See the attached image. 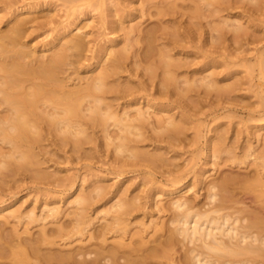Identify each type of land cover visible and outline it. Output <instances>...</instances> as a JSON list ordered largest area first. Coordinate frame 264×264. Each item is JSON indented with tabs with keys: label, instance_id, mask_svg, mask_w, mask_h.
I'll use <instances>...</instances> for the list:
<instances>
[{
	"label": "bare ground",
	"instance_id": "obj_1",
	"mask_svg": "<svg viewBox=\"0 0 264 264\" xmlns=\"http://www.w3.org/2000/svg\"><path fill=\"white\" fill-rule=\"evenodd\" d=\"M26 1H0V25L5 26L0 29V185L8 188L7 179L28 173L30 182L51 180L54 188L59 187L56 190L74 191L64 202L65 209L58 205L59 194L55 203L43 202L37 212L33 204L21 212L25 200L21 209L0 207V264H264V18H255L264 16V0H59L66 10V24L56 22L51 13L39 23L33 13L44 7ZM237 8L243 11L233 19L227 11ZM151 10L157 23L142 27L137 19H149ZM92 11L99 12L97 23L103 31L99 41L76 26ZM177 18H184L186 24L181 26ZM51 25L56 26L54 37L44 45V52L25 42L37 29ZM195 54L203 63L190 75ZM124 74L137 82L124 79ZM245 85L257 100L254 107L244 104L249 109L246 118L238 116V110L220 107L228 114L227 122L238 120L242 128L231 134L233 125L209 129L212 137H204V147L198 149L204 157L200 167L194 164L180 172L176 167L160 176L158 170L169 162L168 148L155 144L179 142L187 120L196 116L193 111L199 102L191 100L192 95L236 108L241 101L237 93ZM149 87L155 97L175 96L189 103L174 106L180 114L160 109L166 116L154 119L148 110L158 103L149 98ZM138 93H148L152 100L140 107L133 97ZM128 97L134 100L119 103ZM216 113L212 122L222 117ZM96 131L103 147L112 149L114 176L120 178L125 168H150L144 178L140 170V178L154 186L153 192L132 195L136 189L131 191V179L115 186L89 181L85 187L80 177L75 186L79 174L58 177V171L56 176L44 168L52 163L49 156L46 163L44 155H56L55 148H68L64 162L70 163L68 155L81 162L89 154L86 146L98 148ZM145 143L154 146L152 152L142 150ZM222 166L229 171L215 177ZM155 169L164 180L155 178ZM1 187L5 193L7 188L2 192ZM48 191L41 192L51 194ZM165 196L173 198L161 205ZM103 200L104 209L91 215V208ZM149 201L156 214H148ZM139 212L143 219L138 229L131 228L130 217ZM97 215L106 222L99 228L94 225ZM109 235L114 238L111 243ZM77 237L79 244L73 246Z\"/></svg>",
	"mask_w": 264,
	"mask_h": 264
},
{
	"label": "rangeland",
	"instance_id": "obj_2",
	"mask_svg": "<svg viewBox=\"0 0 264 264\" xmlns=\"http://www.w3.org/2000/svg\"><path fill=\"white\" fill-rule=\"evenodd\" d=\"M0 1H5V0H0ZM59 0H29L27 3L28 4H30V5H35V4H37V6H43L44 8V10L43 9H41L40 11H37V12H34L33 13V15L35 16H37V17H39L38 18V22L39 23H42V22H44L45 20H46V18H44L45 17V15H47L48 13L50 14H52V15H54V20L56 21V22H62L63 21V24H66L65 23V9H64V7H62V5H63V2H61V1H59ZM26 2H24L25 4H27ZM32 3V4H31ZM41 3H42V5H41ZM138 3H135L134 5L136 6ZM49 6L48 7V10H46L45 9V6ZM134 5H132V6H134ZM139 5V4H138ZM137 5V6H138ZM187 5V4H186ZM134 7V8H138V7ZM238 7H242V6H238ZM50 11V12H49ZM153 11L154 10H151V12H150V14L152 15V16H150L149 17V19H137L138 21H140V23H143V26L142 27H147V26H149V27H151V26H153L154 24H156L157 23V18H156V20H155V16L153 15L154 13H155V11H154V13H153ZM242 9L241 8H237V9H235V10H228L227 12L229 13V16L230 17H233V19H235L237 16L239 17L240 15H241V13H242ZM53 12V13H52ZM133 13H135V14H137L135 11L133 12ZM263 13H264V10H263ZM50 14V15H51ZM99 12H97L96 13V11H92L90 14H88L89 16H85V17H82V19L83 18H85V19H81V20H79V21H77L76 22V26L78 27V29H79V27H84V29H82L83 30V33H87L88 35H90V36H88L91 40H93V38L94 39H98V41L99 40H101L102 38H103V36L101 35L102 33H103V31L102 30H100L99 29V24L97 23L99 20V18L97 19V17H99ZM225 13H223V16H225V15H228L227 13L224 15ZM44 15V16H43ZM97 16V17H96ZM87 17V18H86ZM255 18H257V19H259V20H262L263 18H264V16H263V14H259L258 16H256ZM165 19H167V18H165ZM143 20H144V22H143ZM150 20V21H149ZM175 21H180V22H182L181 23V26H184L185 24H186V22H184V18H183V21H182V19H180V18H177V19H174ZM128 21V20H127ZM67 22V21H66ZM135 23H138L137 21H134ZM78 23V24H77ZM80 24V25H79ZM132 24H134V23H132ZM180 24V23H179ZM56 26L55 25H51V26H48V27H45V28H43V29H37V31L32 35V37L31 38H29L28 40H26L25 42H27L28 43V45H30V46H32V47H34V48H36V50H38V51H41V52H44L43 50L44 49H46V48H44V45L45 44H47V43H49L50 41H52L53 40V37H54V33L52 34V29L53 28H55ZM81 27V28H82ZM3 28H5V26L2 24V25H0V29H2V30H4ZM259 30H262L261 28L259 29ZM75 31H77V30H75ZM75 31L73 32V33H75ZM107 33V32H106ZM261 35H263L262 33H261ZM97 37V38H96ZM107 37H110V38H115V37H111V36H107ZM98 41H96L95 42V44H97V45H100V44H102L101 42H99L98 43ZM93 44V43H92ZM184 46H185V44H184ZM186 46H187V48L189 47V45L188 44H186ZM185 46V47H186ZM40 48V49H39ZM185 49L184 51H188V52H190L189 51V49ZM249 53H252V52H249ZM189 54H191V53H189ZM183 56H185V55H183ZM195 56V63H196V66L194 65V66H192L191 68H189L188 69V71H187V73H189L190 75L193 73V72H195L196 70L198 71V69H200L201 68V66L199 65V64H202L203 63V58L201 57V55L200 54H195L194 55ZM194 56H190V58L191 57H194ZM251 56H252V54H250L249 56H247L248 58H251ZM192 59V58H191ZM191 59H189L188 58V60L189 61H191ZM88 62H85L84 63V65H86V66H88ZM207 73H209V71L208 72H206L205 74H203V75H206ZM127 77V78H126ZM123 78L124 79H128V80H132V81H136L137 82V80H136V78H131V76H129L128 74H124L123 75ZM123 79V80H124ZM126 81V80H125ZM249 86H247V85H245V86H243V88L245 89V90H243V91H240L239 93H237L238 94V101H242V102H244V103H242L241 101V103L240 104H242L243 105V108H242V110H244V108L246 107L247 108V106H253V104L254 103H256V98H254V96H252V94H250L249 92H247L248 90H249V88H248ZM150 88V89H149ZM148 89L150 90L149 92H150V94L152 95L153 94V96H149V98L151 97L152 99H157V100H153V101H155V102H157L158 104H156L155 106H154V108L152 109V110H148L149 111V113L150 114H152L153 115V118L155 119V118H158V117H160V116H166V114L165 113H163V114H161V112H160V109L161 110H163V111H165V110H167V111H170V113L171 114H178L179 113V109H177L176 107H174V106H178V108H179V106L180 105H178L179 103H181V106L182 105H184L185 103H189V100H186V99H183V100H177V98L175 97V96H171V97H162V98H160V97H155L154 95H157V94H155L154 93V89L152 88V87H149ZM151 91H152V93H151ZM148 92V93H149ZM147 93V94H148ZM147 94H135L133 97H134V99L135 100H137V101H139V103L140 104H142V106H140V107H143V104H145L147 101H148V99H147ZM141 95V96H140ZM138 96V97H137ZM146 98H145V97ZM158 96V95H157ZM133 97H128L129 99H131L130 101H129V99H121V100H119L120 102V104H123V103H125V102H132L134 99H133ZM135 97H137V98H135ZM143 97V98H142ZM243 100H242V99ZM152 99H149L150 101L152 100ZM240 99V100H239ZM147 100V101H146ZM191 100H197L201 105H198L197 104V106H196V108H195V112L193 111V114H196V116L194 117V118H191V120H192V122L191 121H189V120H187L188 121V126H187V128H186V133L184 132V137H183V135H180L179 137L181 138H179L178 140H179V142H175V143H173V145L175 146V147H173V145H169L170 147H168V145H164V143L162 144L161 143V145H159V144H155V145H158V146H162V147H164V148H168V149H166L167 150V152H168V154H167V156H165V159H168L169 160V162L166 164L167 166H163L164 168L161 170V169H155V170H150V171H152V173L154 172V176H156L155 178L157 179V180H164V178H162V177H160L161 176V172H166L168 169H172L173 170V168H178V172H180V171H186V170H188L192 165H194V164H197L198 165V167H200L201 165H202V163H203V161H204V157L203 156H199V154H198V149L201 147H204V141H205V139H204V137H207V138H209V137H212V135H213V133H209V132H207V131H209V129L211 130V129H214L215 127H217V126H221V127H223L224 129H226V128H229L230 129V127H231V129L229 130V132H230V134L231 133H233V131H235V129H236V131L237 130H239V128L241 129L242 128V126L240 127V125H238L237 124V122H238V120H236L235 122H233V121H231V122H227V119H224L225 117L224 116H226V115H228V114H226V113H224V111L222 110H220L221 108L220 107H222V106H226V107H228V108H231L232 110H235V111H237V112H241V113H237L238 114V116H239V114H240V116H242V118H246V113H247V110H249V109H246L245 108V110L244 111H246V112H244V111H242L241 110V105L238 103V102H236V103H238V106H237V104H236V108H235V105H233V106H228V105H222V103L221 104H218L217 102H215L214 103V98L213 99H210V97H204L202 94H200V95H196V97L194 96V95H192V98H191ZM236 100V101H237ZM146 101V102H145ZM175 103V105H173ZM214 103V104H213ZM250 103V104H249ZM213 104V105H212ZM246 106H245V105ZM249 104V105H248ZM252 104V105H251ZM240 105V106H239ZM173 106V108H176V109H174V110H172V107ZM245 106V107H244ZM214 107L216 108L215 110H214ZM233 107V108H232ZM237 107H239V108H237ZM254 107V106H253ZM249 108V107H248ZM217 109H218V114L215 112V111H217ZM251 109H253L252 107H251ZM178 110V111H177ZM223 112V114L221 115V112ZM158 112H160V113H158ZM212 112H214V113H216V116H218L219 115V117L220 116H222L221 118H223L224 120H222L221 118H218L217 119V121L215 122H212V117H213V115H214V113H212ZM180 114V113H179ZM189 114H192V112L191 113H189ZM213 114V115H212ZM245 114V115H244ZM193 117V116H192ZM182 119H184L183 117H182ZM219 119H221V120H219ZM181 120V119H180ZM193 120H195V121H193ZM197 120V121H196ZM187 121H185V122H187ZM235 124H237V125H235ZM190 125V126H189ZM235 126H236V128H235ZM226 127V128H225ZM112 130V129H111ZM188 130V131H187ZM235 131V132H236ZM234 132V133H235ZM97 133H99V132H97L96 131V135H98L99 137H98V142L96 141V144H98V148H96V149H98V150H96L95 149V147L94 146H91V145H88V146H86L85 147V149H84V151H85V153L86 152H89V154L87 153V155H86V157H88L87 159H86V157H82V158H80V160H81V162L78 160V159H74V157L72 158V155H68V157L70 156V159H69V161H70V163H67V162H64L63 160V156H64V158L65 157H67V154H65L66 152L65 151H67L68 152V148H65L66 150H61L62 151V153H61V151L59 150V149H57V148H55V150H56V155L55 154H47V155H44V158H45V160H46V163H48V161H49V159L50 158H47V156H49V157H51V161H52V163L50 162L48 165H46V167L44 166V168H47V167H49V168H47L46 170L47 171H49V172H54V173H57V171L59 172V175H58V173L56 174V176L58 175V177H61V176H70V177H72V176H74L75 178H77V175H78V177L79 178H77L76 179V184H75V186L77 185V184H79L80 183V181H79V179H80V177H81V179H84L86 182L84 183V186L86 187V186H88L90 183H89V181L92 183L93 181H97V180H101V181H105V184L106 185H112V186H115V184H119L120 182H125V185L127 184V182L126 181H128V180H130L131 179V181L130 182H132V184L134 183V186L132 185V187H130V189H131V191H134L135 189L137 190H135L134 191V193H131L132 195L134 194H136V195H140V196H144L147 192H153L154 190H153V188H154V186L152 187V184L146 179V180H144V179H141L140 177H141V175H142V178H144L145 176H143L144 175V173H146V171H149V170H147V169H150V168H144V167H138V168H132L133 170L135 169V171H133V173H131L132 172V169L131 168H125L124 170L126 171V172H124V174L120 177V178H116L114 175L115 174H113V171H112V169H113V167L110 165L111 163H112V161H113V159H114V156L112 155V149H107V147H103V140L102 139H100V137H101V135H99V134H97ZM209 133V134H208ZM208 134V135H207ZM95 135V136H96ZM210 135V136H209ZM203 137V138H202ZM184 139V140H183ZM204 140V141H203ZM150 145V146H148V145ZM177 145V146H176ZM1 147V146H0ZM151 147V148H150ZM153 147L154 146H151V144H149V143H145L144 144V147L142 148V150L144 149H147V150H145V151H150V152H152V150H153ZM149 148V149H148ZM52 149H54L53 147L52 148H49L48 147V150L50 151V150H52ZM92 150V151H91ZM94 150V151H93ZM95 150H96V152H95ZM180 150V151H179ZM57 151L59 152V153H57ZM185 152V153H184ZM64 153V154H63ZM70 153V152H69ZM68 153V154H69ZM53 155V156H52ZM46 156V157H45ZM62 156V157H61ZM75 156V155H74ZM176 156V157H175ZM60 157V158H59ZM75 157H77V156H75ZM59 158V160H57ZM62 158V159H61ZM54 159H56L57 160V162L54 160ZM73 160V162H71L72 160ZM86 159V160H85ZM170 160H172V162L170 161ZM56 162V163H54V162ZM171 164L173 165H175V167H173V166H171ZM90 166V167H87V166ZM141 166H145V165H142V164H140ZM81 166H83V167H85V168H89V169H92L93 171H98V172H95L96 173V175L95 174H93V173H91L90 171H92V170H90L89 172L91 173V174H89V172H88V170L89 169H84V168H82ZM167 167H170V168H167ZM51 168V169H50ZM83 169V170H81L80 171V169ZM109 168H111L110 170L112 171V174H113V176H109V175H112V174H110V170H109ZM222 168H223V166H222ZM56 171H55V170ZM98 169V170H97ZM109 170V171H108ZM137 170H139V173H138V171ZM142 171V174L140 173L141 171ZM161 170V171H160ZM174 170H177V169H174ZM235 170V169H234ZM77 171V172H76ZM83 171H85V173H83ZM92 171V172H93ZM101 171V172H100ZM107 172V174H106V172ZM144 171V172H143ZM229 171V169L227 168V167H224L222 170H221V168L219 169V171L217 172V174L215 175V177H218L220 174H224V173H227ZM61 172V173H60ZM79 172V173H78ZM88 174H87V173ZM100 172V173H99ZM109 172V173H108ZM155 172H156V174L157 175H155ZM160 173L159 175H158V173ZM221 172V173H220ZM76 173H77V175H76ZM134 173H136V174H134ZM139 175H138V174ZM220 173V174H219ZM21 175H20V177L22 178V179H20V180H17V179H19L20 177H18L16 180L14 179L13 180V178H9V179H7L6 181H7V185H9L8 186V188H7V186H4L5 188H7V190L6 189H4V187H3V185H0V186H2L1 188L3 189L2 190V192H4L5 190V193H1L0 192V199L1 200H4L5 202L4 203H0V207H4V206H9V205H11L8 209H10V210H12L11 208H13V209H16V208H20L21 209V204H20V202H22L21 200H25L24 202H25V204H24V202H22L23 204V208L20 210L21 212H25V211H27V209L28 208H30V207H32L31 205L33 204V205H36L35 207L37 208L36 209V212L40 209V206L42 205V203L43 202H47V203H55L56 202V200H57V202L60 200V204H58V205H60V206H62V208L65 206V208H66V204L65 203H67L66 201H69L68 199H71V197H70V195L73 193V191H74V189H72V191L71 190H66L65 191V188L64 189H62V191H61V188L60 189H58V190H56V188H59V187H56V188H54V183H52V182H50V181H46V180H43V181H46V182H42V180H40L38 183L35 181V179L34 180H32V182H30L31 180H28L27 178H30L31 179V177H29L30 175L27 173H25V174H23L22 175V173H20ZM93 174V175H92ZM141 174V175H140ZM26 175V176H25ZM76 175V176H75ZM92 176H94V178L92 177ZM98 176H99V178H98ZM25 179H24V178ZM27 177V178H26ZM65 177V178H66ZM101 177V178H100ZM160 177V178H159ZM93 178V179H92ZM133 178H136L135 180L133 179ZM80 179V180H81ZM188 179L189 178H187L186 180H184L182 183L183 184H186L187 183V181H188ZM143 182H142V181ZM35 181V182H34ZM38 181V180H37ZM34 182V183H33ZM47 182H49V184H51V185H49ZM78 182V183H77ZM130 182L128 183V184H130ZM145 183V185H144V187L142 186V183ZM31 183V184H30ZM43 183H47L48 185H45L44 187L42 186V184ZM88 183V184H87ZM34 184V185H33ZM35 184H37V185H35ZM66 184V183H65ZM44 185V184H43ZM142 186V187H140V186ZM48 186V187H47ZM139 186V187H138ZM181 186V185H180ZM36 187H38V189L40 188H42V190H43V192H44V194H47V191L48 192H51V194H48V195H44L43 194V192H41L42 190H39V192L41 193H39L37 190V188L35 189ZM45 187H46V189H45ZM54 189H53V188ZM137 187H138V189H137ZM169 187V186H168ZM16 188L18 189V190H16ZM31 188L33 189L34 188V190L35 191H37V194H36V192H34V190L32 191L31 190ZM44 188V189H43ZM48 188H50V189H48ZM140 188H142L141 189V191H143V192H140ZM13 189H14V192H16V193H14V192H12L14 195H12V197H11V195H10V192H11V190L13 191ZM48 189V190H47ZM55 190V191H50V190ZM67 189V188H66ZM166 190H169V189H172V188H170L169 187V189H167V188H165ZM44 190H47V191H44ZM60 190V191H59ZM139 190V191H138ZM1 191V190H0ZM58 191V192H57ZM64 191V192H63ZM46 192V193H45ZM53 192V193H52ZM63 192V193H62ZM66 192V193H65ZM70 192V193H69ZM140 192V193H139ZM8 193H9V195H8ZM17 193H18V195H17ZM138 193V194H137ZM3 194V195H2ZM55 194H57V195H55ZM58 194L60 195L59 197H61V198H59V197H57L58 196ZM64 194V195H63ZM67 194V195H66ZM188 194V195H187ZM187 194H185V196H191L189 193H187ZM5 195V196H4ZM43 195V196H42ZM62 195H63V197H62ZM2 196H4V197H2ZM10 196V197H9ZM13 196H15V199L13 198ZM54 196H56L57 198H56V200H54ZM18 197V198H17ZM23 197L25 198V199H23ZM66 197V198H65ZM70 197V198H69ZM74 197V196H73ZM173 197H163V198H161V205H166V203L167 202H169L171 199H172ZM8 199H10V200H8ZM11 199H13V201L11 200ZM35 199H37L36 200V202H34L35 201ZM18 200H20V201H18ZM34 200V201H33ZM8 201V202H7ZM18 201V202H17ZM54 201V202H53ZM29 202V203H28ZM65 202V203H64ZM105 202V200H103L102 202H100V203H98V204H96V205H94L91 209H93V210H91V212H90V214L92 215V213H93V211H101V210H103L104 209V207H100L103 203ZM18 203V204H17ZM36 203V204H35ZM4 204V205H3ZM20 204V205H19ZM65 204V205H64ZM14 205V206H13ZM16 205V206H15ZM19 205V206H18ZM148 207V214L149 213H151L152 215H153V213L154 214H156V211H151V207H150V201H149V205H147ZM65 208H63V209H65ZM24 209V210H23ZM153 212V213H152ZM98 217H97V221H95L94 222V225L96 226V228H99V226H102L103 224H104V222H105V220H103L102 218H100V216L101 215H97ZM133 216L135 217V218H133ZM133 216H132V218L133 219H131V217H130V221H132L131 223L133 224V227H131V228H137V226L139 227V224H140V221L143 219V214L141 213V212H139V213H134L133 214ZM93 218L95 217L94 215L92 216ZM156 218H157V216H155ZM64 220V222H68L69 220L68 219H63ZM134 220V221H133ZM144 222H146V219H144ZM106 223V222H105ZM138 229V228H137ZM33 230V229H32ZM31 230V231H32ZM37 230H36V228H34V231H32V232H36ZM109 238H108V243H109V240H110V243H111V241H113L114 240V238H112V236L111 235H109L108 236ZM112 238V239H111ZM74 240V243L72 244L73 246H75L76 244L78 245L79 244V241H80V238H73ZM76 240V241H75Z\"/></svg>",
	"mask_w": 264,
	"mask_h": 264
}]
</instances>
